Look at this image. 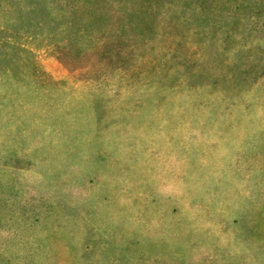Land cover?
Returning <instances> with one entry per match:
<instances>
[{
	"label": "rangeland",
	"instance_id": "374dc122",
	"mask_svg": "<svg viewBox=\"0 0 264 264\" xmlns=\"http://www.w3.org/2000/svg\"><path fill=\"white\" fill-rule=\"evenodd\" d=\"M0 264H264V0H0Z\"/></svg>",
	"mask_w": 264,
	"mask_h": 264
}]
</instances>
